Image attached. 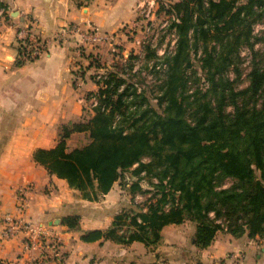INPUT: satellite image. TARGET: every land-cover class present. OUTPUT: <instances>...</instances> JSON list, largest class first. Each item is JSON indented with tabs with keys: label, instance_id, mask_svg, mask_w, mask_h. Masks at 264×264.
<instances>
[{
	"label": "trees",
	"instance_id": "16d2710c",
	"mask_svg": "<svg viewBox=\"0 0 264 264\" xmlns=\"http://www.w3.org/2000/svg\"><path fill=\"white\" fill-rule=\"evenodd\" d=\"M167 12L178 38L164 58L157 106L122 71H110L88 95L98 101L93 112L61 124L57 143L37 148L34 160L86 200H99L126 171L137 177L132 197L150 192L146 202L123 208L105 229L82 230L79 213L65 215L63 223L82 231L84 241L151 246L165 225L185 221L196 224L194 242L201 248L219 230L264 237V48H255L264 36L253 33L254 24L264 21V0H175ZM243 45L254 57L248 84L239 87ZM194 51L200 52L205 88L191 69ZM231 69L237 78L229 76ZM83 131L90 141L69 148L71 135ZM143 177L153 189L143 187Z\"/></svg>",
	"mask_w": 264,
	"mask_h": 264
},
{
	"label": "crops",
	"instance_id": "0c3cea01",
	"mask_svg": "<svg viewBox=\"0 0 264 264\" xmlns=\"http://www.w3.org/2000/svg\"><path fill=\"white\" fill-rule=\"evenodd\" d=\"M147 1H0L5 6L0 15V219L16 212L17 188L32 182L25 216L46 224L62 240L61 256L43 264H264V237L248 232L235 237L219 230L213 242L201 248L194 242L192 221L165 225L161 240L151 246L138 240L84 241L82 231L69 229L63 217L79 213L82 230L105 229L120 210L135 207L131 193L117 181L99 200H86L66 179L34 160L37 148L57 143L61 124L85 116L86 99L99 88L91 76L98 67L85 63H93L104 46L84 44L80 32L92 25L123 36L124 27L137 22ZM32 37L44 48L39 56L27 58L25 40ZM20 249L19 239L0 238V257L19 258Z\"/></svg>",
	"mask_w": 264,
	"mask_h": 264
},
{
	"label": "rangeland",
	"instance_id": "374dc122",
	"mask_svg": "<svg viewBox=\"0 0 264 264\" xmlns=\"http://www.w3.org/2000/svg\"><path fill=\"white\" fill-rule=\"evenodd\" d=\"M175 0H155V2L150 5V11L148 15L146 13H140L137 22L127 24L124 29V35L115 36L111 42H107L103 45L92 44V46H104L102 51H99L98 55L93 58V63L87 60L85 63L87 67L96 66L98 68H93L92 77H94L97 82V72H110V71H122L123 76L127 78V82H136L140 89H144L152 96L153 104L157 106V99L154 97L158 94L159 84L164 77V72L150 70L149 60H153L152 54L162 56L164 50L167 49L172 51L174 49V39L177 35L175 28H170V24L173 20L172 15L167 12V8L170 6L171 2ZM262 27H259L261 29ZM257 36H264V29H262ZM80 41L87 44H91L88 40L81 39ZM258 49L264 48V41L260 39L256 41ZM91 46V45H90ZM193 52L192 55V71H197L198 76H201L200 85L204 88L207 86L204 80V70L201 67V61L199 55ZM152 53V54H151ZM171 54V53H168ZM151 57V58H150ZM93 64V65H92ZM102 66V68H100ZM241 76L238 80V86L244 87L248 84V73L250 71V66L243 62L240 64ZM150 73H154L152 76ZM229 76L232 78H237V71L231 69L229 71ZM195 89V83L192 78L190 92ZM87 107H85V116L88 117L92 112L91 101L86 99ZM80 120V119H79ZM58 140V138H57ZM90 141V136L88 132H81L77 134H72L68 139V147L74 148L77 146H82ZM137 180V177L132 173V171H126L123 173L120 184L124 186L129 192L132 183ZM151 179L148 177L142 178V184L145 189H153L150 185ZM131 193V192H130ZM146 196L150 192L145 193ZM132 195V194H131ZM135 203V201H133Z\"/></svg>",
	"mask_w": 264,
	"mask_h": 264
},
{
	"label": "built area",
	"instance_id": "2783aa9c",
	"mask_svg": "<svg viewBox=\"0 0 264 264\" xmlns=\"http://www.w3.org/2000/svg\"><path fill=\"white\" fill-rule=\"evenodd\" d=\"M1 1V0H0ZM155 0H149L141 5L142 13L150 11V5H152ZM5 6L0 2V15L4 13ZM259 27H262L259 29ZM264 29V21L257 22L254 24L253 33L255 35ZM81 38L88 40L91 44H105L111 42L115 38L114 34L101 32L92 25L88 26V29L80 32ZM174 39V49L169 52L165 49L162 56H158L156 59L149 60V68L154 71H166L167 62L164 58L168 53H173L176 49V43L178 36L175 35ZM26 37V36H24ZM35 38H29L25 40V51L24 56L27 58L39 56L44 46L35 43ZM257 43L255 44V48ZM200 55V52L198 53ZM240 55L243 62L251 66V62L254 57L253 49L248 45H243L240 48ZM154 76V73H150ZM106 72H97V82L101 85L104 84V79L107 78ZM91 106H95L98 101L95 97L90 98ZM142 174H145L143 172ZM156 180V179H155ZM35 188L34 183H26L17 188V204L18 209L16 212H6L1 215L0 219V238L2 240H20V250L21 254L19 258L11 259L0 257V264H43L47 260L57 259L61 256L62 251V240L61 236L57 232H52L48 226L41 222H35L30 218L25 216L26 209L29 204L31 194ZM153 188V186H152ZM148 196L145 193L138 192L134 195L133 199L135 203H144L147 201ZM26 260L27 262H25Z\"/></svg>",
	"mask_w": 264,
	"mask_h": 264
}]
</instances>
